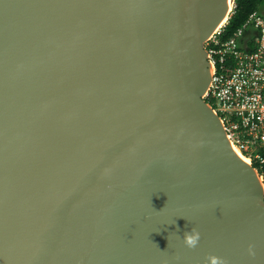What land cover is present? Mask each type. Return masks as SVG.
<instances>
[{"label": "water", "instance_id": "obj_1", "mask_svg": "<svg viewBox=\"0 0 264 264\" xmlns=\"http://www.w3.org/2000/svg\"><path fill=\"white\" fill-rule=\"evenodd\" d=\"M231 3L0 0V264H264L263 185L202 99Z\"/></svg>", "mask_w": 264, "mask_h": 264}, {"label": "built area", "instance_id": "obj_2", "mask_svg": "<svg viewBox=\"0 0 264 264\" xmlns=\"http://www.w3.org/2000/svg\"><path fill=\"white\" fill-rule=\"evenodd\" d=\"M234 9L232 0L224 22L204 43L211 74L202 99L217 115L234 153L257 171L264 196V0L226 37Z\"/></svg>", "mask_w": 264, "mask_h": 264}, {"label": "trees", "instance_id": "obj_3", "mask_svg": "<svg viewBox=\"0 0 264 264\" xmlns=\"http://www.w3.org/2000/svg\"><path fill=\"white\" fill-rule=\"evenodd\" d=\"M262 4L263 0H235L234 14L228 20L224 35L229 37L243 25L252 12L259 10Z\"/></svg>", "mask_w": 264, "mask_h": 264}, {"label": "clouds", "instance_id": "obj_4", "mask_svg": "<svg viewBox=\"0 0 264 264\" xmlns=\"http://www.w3.org/2000/svg\"><path fill=\"white\" fill-rule=\"evenodd\" d=\"M184 239L186 247L193 248L199 240V233L193 229L190 233L185 235Z\"/></svg>", "mask_w": 264, "mask_h": 264}, {"label": "bare ground", "instance_id": "obj_5", "mask_svg": "<svg viewBox=\"0 0 264 264\" xmlns=\"http://www.w3.org/2000/svg\"><path fill=\"white\" fill-rule=\"evenodd\" d=\"M225 20V19H224ZM224 20L222 22H224ZM236 155L243 161L245 162L246 164H248V161L246 160V158L242 157L240 154H238L237 152H235Z\"/></svg>", "mask_w": 264, "mask_h": 264}]
</instances>
